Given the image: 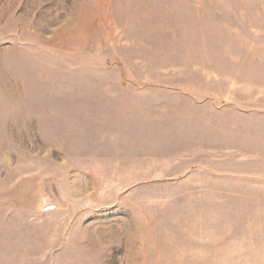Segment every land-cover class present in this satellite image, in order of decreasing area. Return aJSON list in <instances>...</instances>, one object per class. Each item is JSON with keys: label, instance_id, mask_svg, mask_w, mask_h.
Returning a JSON list of instances; mask_svg holds the SVG:
<instances>
[{"label": "rangeland", "instance_id": "1", "mask_svg": "<svg viewBox=\"0 0 264 264\" xmlns=\"http://www.w3.org/2000/svg\"><path fill=\"white\" fill-rule=\"evenodd\" d=\"M0 264H264V0H0Z\"/></svg>", "mask_w": 264, "mask_h": 264}]
</instances>
